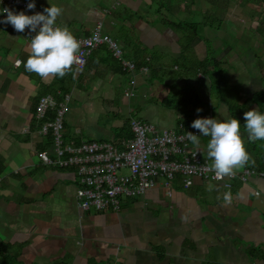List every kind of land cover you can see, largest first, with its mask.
<instances>
[{
  "label": "crops",
  "instance_id": "0c3cea01",
  "mask_svg": "<svg viewBox=\"0 0 264 264\" xmlns=\"http://www.w3.org/2000/svg\"><path fill=\"white\" fill-rule=\"evenodd\" d=\"M34 2L41 10L60 7L62 15L57 25L66 26L76 36L90 33L107 19L104 32L109 34L106 28L121 24V20L113 18L115 11L121 10L123 14V6L132 10L135 2L145 5V0ZM155 7H150L152 12L157 10ZM5 15H0V20ZM126 22L125 19L123 29ZM142 22L136 28L145 34L154 22L149 18ZM26 30L18 33L10 24L0 23V246L10 247V252L3 255L11 254L14 258L4 260L0 254V263L4 260L7 264L11 261L14 264H264V179L260 177L246 182L239 176L226 177L224 181L195 178L191 186L178 177L169 188L160 182L144 196L127 201L118 212L90 213L78 207L75 173L48 166L38 156L45 136L34 110L41 96L60 89V78L43 80L35 73L26 72L23 64L17 67L16 62H26L30 53ZM123 33L125 37V30ZM161 35L169 43L173 39L180 49L179 34L169 29ZM161 35L154 30L150 35L145 34L144 42L153 46L149 40L161 41ZM124 37L121 44L126 54L129 51L125 49L128 45ZM197 40L202 43L196 39L195 49L206 50L205 46L196 44ZM167 48L174 55L181 52L170 44ZM110 53L106 45L101 46L75 78L72 74L64 78V89L71 96V108L65 116L67 140H119L115 132L126 128L131 119L127 114H131L133 106L156 120L137 114L139 119L163 126L162 129L173 128L182 121L179 110L160 107L174 80L153 79L141 70L117 72ZM155 64L159 72L165 71V64L157 61ZM131 89L133 96H128L126 93ZM202 92L204 101H212V106L218 107L216 100ZM135 97L141 98L142 103L134 105ZM156 99L160 102H155ZM125 109L129 112L123 117ZM216 111L221 114V120L232 119L225 105ZM185 113L184 121L188 125L199 116L191 106ZM103 116L106 123L100 121ZM189 117L192 119L188 120ZM241 135L248 151L247 133L242 131ZM199 139V147L192 144V148L208 158L210 137ZM45 151L51 153L50 149ZM244 170L245 167L236 173L241 175ZM225 192L233 197L227 206L222 199Z\"/></svg>",
  "mask_w": 264,
  "mask_h": 264
},
{
  "label": "built area",
  "instance_id": "2783aa9c",
  "mask_svg": "<svg viewBox=\"0 0 264 264\" xmlns=\"http://www.w3.org/2000/svg\"><path fill=\"white\" fill-rule=\"evenodd\" d=\"M29 2L32 0H0V10L7 7L16 13L23 11L26 15L43 13L37 5L34 10H28ZM103 27L99 22L90 35L75 36L81 44L80 55L84 61L81 70L86 68L90 55L103 45L108 46L116 59L122 60L121 46L103 32ZM34 35L26 30L29 41ZM123 63L125 68L135 69L133 63ZM133 93L134 89H131L126 94L133 96ZM70 102V94L61 101L53 95L41 96L36 118L41 123L42 135L52 138V155L40 151L38 156L48 166L75 173L78 186L76 204L85 212H118L124 202L144 196L160 182L169 188L178 177L187 186L193 184L194 178L208 181H224L226 178H217L211 170L210 160L192 148L186 133L201 134L185 121L173 128L162 129L153 123L132 118L134 136L130 139L67 140L65 116ZM200 118H212V115L208 113ZM254 173L245 170L239 177L246 182ZM238 174L230 178L234 179ZM260 175L264 177V172Z\"/></svg>",
  "mask_w": 264,
  "mask_h": 264
},
{
  "label": "trees",
  "instance_id": "16d2710c",
  "mask_svg": "<svg viewBox=\"0 0 264 264\" xmlns=\"http://www.w3.org/2000/svg\"><path fill=\"white\" fill-rule=\"evenodd\" d=\"M188 1L189 0H152L153 6H155V4H157L159 7L158 8L156 7L157 10H154L153 12L151 11V8L149 7L148 13L154 15L157 18V20H155V22L153 24L158 23V21H160V22L163 21V24L165 27L170 28V30L174 31L175 33H177L181 36V40L183 39V41H185V45H186V46L184 45V49H182L183 51L185 49L187 51V48H188L190 50L193 49L196 52H198V58H196L197 61L195 62V65H196L195 76H194L195 79L194 80L191 79L190 82L198 88L200 82H209L211 80L213 82H211V83L209 82L210 85L212 84L210 87L213 90L214 86L219 84L221 87V93L219 95H221V94H223L224 91L228 90L225 83L221 80V75H222L221 73L222 72H221V68H219V67H220V65H223V62L219 61L213 52L210 53L208 51V46H206V50H204L202 52L197 51L194 47L195 40L201 37L200 36L201 28H204L207 32H208V29L210 27L213 28L214 31L218 30L219 26L216 27V25H217V21H219V19L216 16H213L212 18H210V16H208L209 20H203L202 22H195V21L188 22L187 20L185 21L183 18L181 20H178V22H176L174 20L175 21L174 22L171 18L173 16H176L179 13V11L181 10V6L185 3H187ZM203 2H207V3L209 2L210 3L209 10H212L211 9L212 5H214L213 8L215 9V12L213 15H217L216 14L217 9L218 10L219 9H227V7L230 5V3H237L236 6H238L239 8H243V7L252 8V7H254V9L252 10L253 13H251L252 14L251 18L256 19V21H258V26L251 28L252 31H251V37L250 38L256 44L253 45L251 43V40L249 41V39H247V37H244L247 40L246 44H248V45H246V48H248V49L250 48L249 53L252 52V49H251L252 47L255 49L257 48L259 50H261V48H264V0H194L193 4L195 3V6L199 5L203 8V5H202ZM174 3L179 5V7L178 6L175 7ZM163 10H165V12H163ZM120 11L121 10L114 12V14L117 15L116 16L118 18L117 20H119V21L122 20L121 17L123 16V14H120ZM162 13H167L165 20H163V14ZM135 14L137 15V17L139 16V18L145 20V18L142 17L141 14L138 15V12H136ZM168 14L172 15L171 18L168 17ZM133 21H134L133 19L130 20V23H131L132 27H135L134 24L137 21H135V22H133ZM222 24H223V21H219V25H222ZM222 29L223 30L226 29L225 25H224V27H222ZM226 33L229 34L230 32L227 31ZM88 35H90V33H87L84 36H88ZM229 35H231V34H229ZM257 35H260V37L256 38ZM74 36H76V35H74ZM214 36H215V34H213V36L211 35V37L213 39H214ZM231 36H233V35H231ZM77 37H81V36H77ZM125 37H127V38L125 39ZM125 37H124V39L127 40V45L131 46V47L128 50L129 52H126V54L123 51L122 60L116 59L113 56V54L110 53L111 57L113 59H115L114 62H112V65L115 66L114 69L116 68L117 72H123L124 73L126 71L129 73H134V72H139L141 70L144 73L145 72L148 73L149 76L152 77L153 79L157 78L161 81H164L166 77H170L172 80H174L173 81L174 84L172 85V89H171L169 95L165 97V100L168 102L169 106L173 107L174 110H179L181 112V114L183 115L182 121L185 120V115H186L185 111L187 110V108L189 106L193 107V109L196 113H197L196 110L198 108L202 109V111L199 113V116L197 118H200L205 114H208L206 111V105H204V101L202 100L203 98H199V96L197 95L195 98L196 103H194V106H192L191 103L194 100L191 97V95H192L191 92L187 91L186 89L185 90L182 89L183 91L181 89L178 90V87H177L178 83L187 82V80H190V79L186 80V78L182 77L181 75H178V74L175 75L174 72L179 70V69H176L177 65L173 66L174 67L173 70H176V71H173L172 68H171V71L169 69H168L169 71L165 70V71H163V73H162L163 76L161 77L160 76L161 72H159V70L156 69L155 62L157 61L158 56L155 53V51L147 50L148 47H145V49H143L142 47H140V45L135 46V42L131 41V38H129V36L125 35ZM207 37H208L207 40H209V36H207ZM235 37L236 36H234V38ZM201 38H204V36ZM181 40H180V43H181ZM132 42L134 43L135 47H133ZM140 44H141V42H140ZM229 46H230V43H229ZM180 47H181V45H180ZM107 48H108V46H107ZM238 48L239 47H235V45L230 46L228 48V51L224 53V56H226V55L231 56L234 53L235 56H237V58L240 59V62L244 61L243 53L239 52L240 49H238ZM106 51L109 52L108 49ZM201 53H204L203 54L204 57H201ZM250 56L253 57V59H258V60L262 61L264 53L262 52L261 55H259L258 52L257 53L252 52V54H250ZM124 61L133 63L135 65V69L130 70L128 68H125L124 63H123ZM227 62H228V64L231 63V61L230 62L227 61ZM247 64H248V62L246 61V64H244V65H246V67H247ZM244 65H243V67L246 71V68ZM230 66L234 70L237 67V65L233 64V63H231ZM261 66H263V65H261ZM260 68H258L257 70H261ZM216 69H218L217 72L215 71ZM262 72H263L262 74L258 75L255 73V74H252V76L249 75V77H250V79H254V78L259 77L262 80V86L264 88V69H262ZM216 74H218V76H217V78H214V76ZM64 78H66V77H64ZM64 78L59 79L60 80L59 81L60 89L57 91L54 90L53 92H51V94H48V95H53L59 101L63 100L64 96L67 94V92L63 86V84L65 83ZM195 86H193V87L195 88V90H197ZM240 91H241V88H238L237 95L240 96V98L236 102V104L235 103L228 104L225 97H222L223 98L222 99L219 96H217L219 98H216V99H217V101H219V103L217 105L218 107L220 106V103H224V102L227 103L231 118L232 119L234 118V119H237L240 121L241 132H242V131H245V129H244V124H245L244 113L246 111L254 110V108H256L260 113L264 114V89L254 91L250 95H247L249 97H246V98H243L241 95H239ZM209 97H211V99L215 100L214 98H212L211 95ZM242 98H243L244 103L242 102ZM253 105H255V106H253ZM207 107H208L207 110H209V112H212L210 110L211 108L214 109V111L218 110V107H214L210 104ZM37 109H38V105L34 110L35 117L37 115ZM132 118H135V116H133ZM132 118L127 122L126 128L124 127L122 130L115 132V137L117 139H120V138L130 139L134 136L132 128H131ZM137 119H139V118L137 117ZM190 119H192V117L188 118V120H190ZM182 121H180V122H182ZM188 122L191 124V121H188ZM39 124L41 127L40 122H39ZM186 124H187V120H186ZM245 138H247V135L245 136ZM247 143H248L247 144V149H248L247 152L250 155L252 161H254V163L250 162L247 166H245V170L255 172L251 176V178L252 177H258L259 178L260 177V179H262V178L264 179V177L260 175L264 172V140H258L256 142H249L247 139ZM51 146H52V138L50 136L45 137V142L43 144V148L40 150H42V151L49 150ZM45 152L49 153V151H45ZM49 154H51V153H49ZM201 155L203 156L202 153H201ZM204 158H206V157H204ZM206 159H208V158H206ZM237 176H240V174ZM125 204H126V202L123 203L122 209L125 208ZM0 251H1L0 254L2 256H4L10 252V247L0 246ZM10 258L14 259L11 254H9V256H4V260L10 259ZM4 260H2V262L0 264H3V263L7 264L6 263L7 261L4 262ZM9 264H14V263H12V261H11V262H9Z\"/></svg>",
  "mask_w": 264,
  "mask_h": 264
},
{
  "label": "rangeland",
  "instance_id": "374dc122",
  "mask_svg": "<svg viewBox=\"0 0 264 264\" xmlns=\"http://www.w3.org/2000/svg\"><path fill=\"white\" fill-rule=\"evenodd\" d=\"M63 1H66V0H63ZM151 1L152 0H145V5L142 3L135 2V4L133 6H131L132 10L123 6V16H122L121 24H116L113 26L110 25L111 27H109L108 29L106 28L105 31L108 32L113 38L115 36L119 37L117 42L119 43L120 46H122L121 40L124 37V36H122V34L124 35L123 31L125 30L127 36H129V38H131V41L135 42V46L140 45V47L145 49V47L149 46V45H146L144 42L145 34L150 35L155 30L158 32V34L161 35L162 33L163 34L167 33V31L170 29V28L164 26L163 21H161V22L158 21V23H156V24H151V26H153L155 29H152L150 26L149 31L147 33L144 34L143 31H140V33L138 32V30L136 28L137 25H140V24L142 25L144 22H142V19L139 18V16L137 17V15L135 14L137 11H138V15L141 14L142 17L145 18V20H147L149 18V20L152 21V23L155 22V20H157V18L154 15L148 14L149 7H155V6H153V3ZM193 1L194 0H191V1L189 0L187 3L183 4L181 6V10L179 11V13L176 16H173L171 18L172 15L168 14V17H170L173 21L175 20L176 22H178V20H181L182 18L185 21L187 20L188 22H191V21L202 22L203 20H209L208 16H210V18H212L213 16H216V17H218L219 21H223L222 25H219V21H217L216 27L219 26V29L215 30V31L211 27L208 29V32L204 28H201L200 36L201 37L204 36V38H201V37L198 38V39L202 40V43L198 42L199 40H197L196 44L198 45L200 43V45H202L203 48H204V46L205 47L208 46V51L210 53L213 52L214 55L216 56V58L219 61L223 62V65H220V67H219V68H221V72H222L221 73L222 74L221 80L225 83L228 90L224 91L223 94L219 95L221 93L220 85L219 84L215 85L213 88V90H214L213 91L212 88L210 87L212 85V84L210 85V83L213 82L211 80L209 81L210 83L208 86L206 85L205 82H200L199 90L197 89V87L194 84H192L190 82L191 79L192 80L195 79L194 78L195 69H196L195 62L197 61L196 58H198V52H196L193 49L190 50L188 48H187V51H186V49L183 51L182 49H184V45H185V41H183V39L181 40V43H180V45H181L180 49H178V46L173 41V39H171V43H169V41L167 39H165L163 37V35L160 36L161 41H155L156 39L155 40H149V42L151 44H153V46L150 45L151 47L149 46L147 48V50L155 51V53L158 56L157 62H159L160 64L162 63V65L165 64V66H166L165 70L166 71H169V70L171 71V68L173 70V68H174L173 66L177 65V69H179V71L173 70V71H176V72H174L175 75H177V74L181 75L182 77L186 78V80L190 79V80H187V82H181L180 84H178L177 85L178 90H180V89L185 90L186 89L187 91L191 92V94H192L191 97L194 100L191 103L192 106H194V103H196L195 98L197 95L199 96V98H202V95H201L202 90H203V92H202L203 95L206 96V94L208 93L207 96L209 97L211 95L212 98H214L216 100V102H218V103H219V101H217L216 98L225 97L228 104H232V103L236 104V102L239 100L240 96L237 95L238 88H241L239 95H241L243 98L249 97L247 95H250L254 91L263 90L264 88L262 86V80L259 77L254 78V79H250L249 75L252 76V74H255V73L258 75L263 73L262 69H264V56H263L262 61H260L258 59H253V57H251L250 54H252V52H255V53L258 52V54L261 55L262 52L264 53V48H261V50H259L257 48L255 49L252 47L251 48L252 52L249 53L250 48L249 49L246 48V45H248V44H246L247 40L244 38V37H247V39H249V41H250L251 40V38H250L251 37V31H252L251 28L258 26V21H256V19L251 18V16H252L251 13H253L252 10L254 9V7H252V8H249V7L239 8L238 6H236L237 3H230V5L227 7V9H219V10L217 9L216 10L217 15H213L215 12V9L213 8L214 5L211 4L212 10H209V7H210L209 2L208 3L203 2L202 3L203 8H202L199 5L195 6V3L193 4ZM147 2L149 3L148 5H147ZM176 3H174V6L179 7V5H177L178 3L177 4ZM135 6H138V8H136ZM156 7H159V6L156 4ZM140 12H143V13H140ZM163 12H165V10H163ZM162 14H163V20H165L167 13H162ZM116 16L117 15H114L113 18H115ZM116 19H118V18L116 17ZM125 19L128 21V22H126L127 25H125L126 29H122L124 26L123 22L125 21ZM132 19L134 20L133 22L137 21L134 24L135 27L131 26L130 20H132ZM108 20L109 19H107L105 21H108ZM104 22H103V24H104ZM224 25H225L226 29L223 30L222 27H224ZM227 31L230 32L229 34H231L233 36L227 34L226 33ZM213 34H215L214 39L211 37V35L213 36ZM154 35L155 34H153V36ZM153 36H151V37H153ZM207 36H209V40H207V38H208ZM234 36H236L237 38L236 37L234 38ZM258 37H260V35L256 36V38H258ZM140 42H141V44H140ZM157 42H159V43H157ZM160 42H162L163 44H161ZM168 43L170 45H172V47L175 49V51L178 50L181 52L178 55L171 54L168 51L170 49L167 48V46H169ZM229 43H230V46L235 45V47H239L238 48V49H240L239 52L243 53L244 61L240 62V59L237 58V56H235L234 53L231 56H229V55L224 56V53L227 52L228 48L230 47ZM251 43L253 45L256 44L252 40H251ZM135 46L133 43V47H135ZM125 49H127V51H128L129 50L128 46ZM199 50L200 49H198V51ZM203 54L204 53H201V57H204ZM245 60L248 62V64H247L248 68L246 67V65H244V64H246ZM227 61H229V62L231 61V63L236 64L237 65L236 69L234 70L230 66L231 63L228 64ZM243 65L245 66L246 71H245ZM261 65H263V66H261ZM258 68H260L261 70H257ZM218 69H216L215 71L217 72ZM162 73H163V70L160 73L161 77L163 76ZM217 76H218V74H216L214 76V78H217ZM167 78L168 77H166L165 80ZM125 81L128 82V80H125ZM193 86H195L197 90H195V88ZM217 96H219V97H217ZM243 98H242V102L244 103ZM133 100H134V105L142 103L141 98H139V97H135ZM155 102H160V101H158L156 99ZM209 104L212 105V101H209V100L204 101V105H206V107ZM160 105H161L160 107H163V108L167 107V108H169V110L173 109L172 106L168 105V102L165 99L163 100V103L160 102ZM224 105L226 107H228L227 103H225V102L220 103V107H224ZM253 106H255V105H253ZM70 108H71V104L69 105V109ZM254 109H256V108H254ZM131 110H133V111H131V114H127L129 112V110L125 109L123 111V117L125 114H127L128 119L132 118L133 116H135V118H137V114H138L139 117H145L144 119H148L150 121L152 120L153 122H154V120H156L154 117H150V119H149L144 114L143 109L140 110V107L133 106ZM210 110L212 111L210 113L212 114V117L214 119H217V120L223 122V120H221V117H222V116H220L221 114L219 115L217 113V111H214V109H212V108ZM112 117H113V114L110 115V118H112ZM229 118L230 117H228L227 119H229ZM100 121H101V123H106L107 118L103 116L100 119ZM162 123H164V122H162ZM158 127H160V126H158ZM162 127L163 126H161L160 128H162Z\"/></svg>",
  "mask_w": 264,
  "mask_h": 264
},
{
  "label": "clouds",
  "instance_id": "9594fccd",
  "mask_svg": "<svg viewBox=\"0 0 264 264\" xmlns=\"http://www.w3.org/2000/svg\"><path fill=\"white\" fill-rule=\"evenodd\" d=\"M35 7L34 0L27 4L30 11ZM0 15H5L0 23L10 24L16 32L23 33L28 29L35 33L28 45L30 53L26 62L18 60L17 67L23 64L26 72L35 73L43 80L64 78L68 74L75 78L81 71L80 66L84 61L80 55V42L66 26L57 25V20L62 15L60 7L50 6L44 8L43 13L33 15H26L23 11L16 13L5 7L0 10ZM196 111L199 114L202 109L198 108ZM244 120L248 141L264 140V114L257 109L246 111ZM191 127L201 134L197 136L191 132L186 133V138L193 145L199 147L201 136L210 137L207 157L212 161L210 167L217 178L234 176L239 169L250 162L254 163L246 150L239 120L233 118L221 122L214 118H197ZM209 190H212L211 185ZM222 199L227 206L232 203L233 197L230 192H225Z\"/></svg>",
  "mask_w": 264,
  "mask_h": 264
}]
</instances>
